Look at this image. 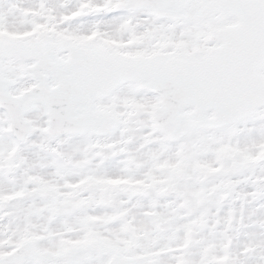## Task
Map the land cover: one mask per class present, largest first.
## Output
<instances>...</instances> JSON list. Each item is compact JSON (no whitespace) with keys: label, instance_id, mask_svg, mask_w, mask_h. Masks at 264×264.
<instances>
[{"label":"snow or ice","instance_id":"obj_1","mask_svg":"<svg viewBox=\"0 0 264 264\" xmlns=\"http://www.w3.org/2000/svg\"><path fill=\"white\" fill-rule=\"evenodd\" d=\"M0 264H264V0H0Z\"/></svg>","mask_w":264,"mask_h":264}]
</instances>
